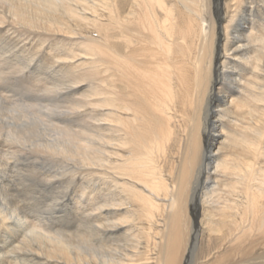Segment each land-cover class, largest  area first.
<instances>
[{
	"label": "bare ground",
	"instance_id": "1",
	"mask_svg": "<svg viewBox=\"0 0 264 264\" xmlns=\"http://www.w3.org/2000/svg\"><path fill=\"white\" fill-rule=\"evenodd\" d=\"M0 264H264V0H0Z\"/></svg>",
	"mask_w": 264,
	"mask_h": 264
}]
</instances>
